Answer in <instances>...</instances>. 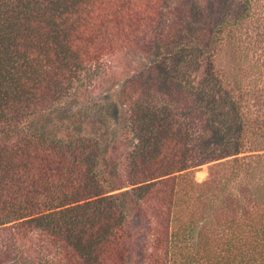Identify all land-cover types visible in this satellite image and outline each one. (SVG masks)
<instances>
[{
	"label": "trees",
	"instance_id": "obj_1",
	"mask_svg": "<svg viewBox=\"0 0 264 264\" xmlns=\"http://www.w3.org/2000/svg\"><path fill=\"white\" fill-rule=\"evenodd\" d=\"M167 4L0 0V241L11 262L264 264L255 172L233 190L236 157L221 184L214 173L198 182L213 140L193 120L135 112L112 86L111 59L153 39ZM215 76L226 91L232 82L229 96L242 92L237 78Z\"/></svg>",
	"mask_w": 264,
	"mask_h": 264
},
{
	"label": "rangeland",
	"instance_id": "obj_2",
	"mask_svg": "<svg viewBox=\"0 0 264 264\" xmlns=\"http://www.w3.org/2000/svg\"><path fill=\"white\" fill-rule=\"evenodd\" d=\"M163 13L153 39L111 59L109 74L120 101L127 91L137 113L157 108L177 122L197 123L204 139L214 142L196 167L198 182L214 173L221 184L231 177L237 157L244 167L231 188L240 191L245 168L264 187V134L257 128L264 122V0H168ZM217 72L225 80L237 78L242 92L229 96L232 82L222 89ZM241 121L248 134L243 152L236 153ZM12 251L0 241V264H18L11 262Z\"/></svg>",
	"mask_w": 264,
	"mask_h": 264
}]
</instances>
